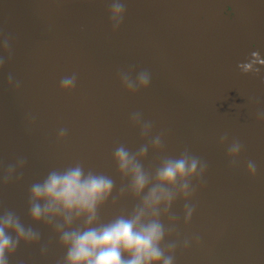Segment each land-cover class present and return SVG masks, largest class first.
<instances>
[{"label": "water", "instance_id": "obj_1", "mask_svg": "<svg viewBox=\"0 0 264 264\" xmlns=\"http://www.w3.org/2000/svg\"><path fill=\"white\" fill-rule=\"evenodd\" d=\"M120 2L114 21L113 0H0V214L36 234L8 264H65L62 232L86 225L83 216L32 219V186L51 172L79 165L111 178L100 226L131 217L157 170L180 157L195 158L197 174L161 186L170 201L143 217L161 224L165 255L264 264V65L239 67L253 52L264 58V0ZM141 72L148 86L129 88L124 77L138 84ZM72 75L74 87L61 90ZM119 146L148 177L141 193L114 158Z\"/></svg>", "mask_w": 264, "mask_h": 264}, {"label": "clouds", "instance_id": "obj_2", "mask_svg": "<svg viewBox=\"0 0 264 264\" xmlns=\"http://www.w3.org/2000/svg\"><path fill=\"white\" fill-rule=\"evenodd\" d=\"M110 16L119 21L123 16V4L113 0ZM250 62L241 63L244 72L253 69V65H264V58L259 52L251 54ZM150 76L141 72L138 84L126 76L124 82L129 88L147 87ZM75 76H65L60 81L63 91H70L75 85ZM264 115V113H262ZM63 129L61 134H63ZM240 150L239 143H234L231 152ZM114 158L122 172H130L132 190L136 193L144 191L148 177L137 163L136 158L123 147L115 149ZM198 161L186 157L167 160L156 172L157 186H153L144 196L143 206L131 217H118L115 220L92 226L96 217V209L109 195L112 189L111 178L104 175L89 174L84 176L79 165L63 173L51 172L42 183L32 186L33 201L31 217L39 221L41 217L63 215L65 224L72 218L83 216L86 225L82 230H64L62 243L67 247L65 264H173V258L165 255L160 244L163 228L159 221L143 219L146 209L154 208L161 201H170L171 193L160 190L161 186L173 185L177 180H185L197 174ZM248 171L254 175L256 165L248 162ZM186 191L187 183L182 185ZM43 200V206L39 201ZM188 217L192 208L188 209ZM36 234L20 221L11 211L0 214V264H8V256L16 249L21 240H32Z\"/></svg>", "mask_w": 264, "mask_h": 264}]
</instances>
